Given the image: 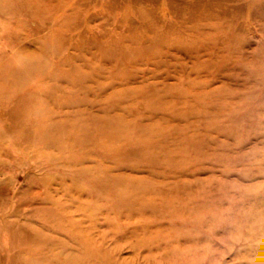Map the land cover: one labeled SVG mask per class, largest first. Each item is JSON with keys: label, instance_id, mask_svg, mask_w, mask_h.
<instances>
[{"label": "rangeland", "instance_id": "obj_1", "mask_svg": "<svg viewBox=\"0 0 264 264\" xmlns=\"http://www.w3.org/2000/svg\"><path fill=\"white\" fill-rule=\"evenodd\" d=\"M0 264H264V0H0Z\"/></svg>", "mask_w": 264, "mask_h": 264}]
</instances>
